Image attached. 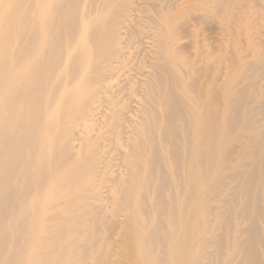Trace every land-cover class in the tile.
Returning <instances> with one entry per match:
<instances>
[{
    "label": "bare ground",
    "instance_id": "bare-ground-1",
    "mask_svg": "<svg viewBox=\"0 0 264 264\" xmlns=\"http://www.w3.org/2000/svg\"><path fill=\"white\" fill-rule=\"evenodd\" d=\"M240 2L0 0V264H264V41L178 51Z\"/></svg>",
    "mask_w": 264,
    "mask_h": 264
},
{
    "label": "rangeland",
    "instance_id": "rangeland-1",
    "mask_svg": "<svg viewBox=\"0 0 264 264\" xmlns=\"http://www.w3.org/2000/svg\"><path fill=\"white\" fill-rule=\"evenodd\" d=\"M165 1L173 2L175 5V3L185 0ZM240 1L242 7L237 5L239 9L230 11L231 13H227V11L222 9L217 15L207 18L209 21L206 18L202 20V16L206 15L203 13L204 11H197L194 15V22L187 23L185 20H181L177 23V37L180 39L178 51L186 58L185 62H190L192 78L197 79L202 85H206L216 76L217 64L225 63L228 66L235 67L240 58L245 59L244 61H249L253 58V44L256 45L255 48L262 46L261 42L264 41V24L258 16L259 11H257V7L253 6V1ZM237 13L239 14L235 15ZM229 22L231 23L229 26L234 30L228 29L223 31L220 29V26L225 27Z\"/></svg>",
    "mask_w": 264,
    "mask_h": 264
}]
</instances>
